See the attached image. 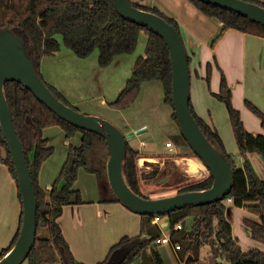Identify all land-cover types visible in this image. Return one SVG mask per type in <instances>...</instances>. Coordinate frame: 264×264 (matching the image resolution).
I'll return each mask as SVG.
<instances>
[{
	"label": "trees",
	"instance_id": "trees-1",
	"mask_svg": "<svg viewBox=\"0 0 264 264\" xmlns=\"http://www.w3.org/2000/svg\"><path fill=\"white\" fill-rule=\"evenodd\" d=\"M188 1L202 14L218 19L223 24L222 30L231 28L264 37V25L244 15L202 0ZM246 1L264 7V3L259 0ZM130 3L134 7L150 11L164 18L181 36L180 27L174 19L165 16L155 7H146L132 1ZM3 30H8L23 39L25 52L32 59L36 72L41 78L38 71L39 61L43 56L53 54L60 49L58 35L62 38V44L71 49L78 57L84 58L97 49L99 65L106 66L112 62L116 55L132 53L136 49L139 34L143 32L146 35L144 54L136 58L131 76L116 99L109 105L112 107L130 105L138 95L140 84L143 81L159 80L164 89L163 100L172 107V115L177 122L172 103L170 55L163 38L147 26L128 20L119 14L114 7L113 0H0V31ZM218 37L219 35L213 39V42ZM187 61L190 69L188 53ZM47 86L58 100L69 105L61 93L48 84ZM3 92L29 165L36 197V236L26 257L27 262L28 264H86L74 257L63 235L59 218L65 205L83 202L79 190L72 187L79 168L95 174L102 202L119 201L107 179L106 162L109 155L106 142L97 132L72 125L59 118L17 80L7 81L3 85ZM214 96L225 104L235 135H237V130L241 133L238 147L239 154L243 156V165L242 167L235 165L233 156L226 151L217 129L196 114L191 99H189L190 111L202 133L228 161L232 171V185L224 197L219 200L203 205H187L159 215L168 217L171 228L176 223H181L182 228L172 231L171 237L173 242L179 244L178 250H183L180 257L184 264H202L199 262L200 249L209 244L210 239L217 248V255L213 258V250L209 245L211 256L208 259V264H221L223 261L227 264H264V251L250 249L245 252L235 241L231 223L226 216L227 207L225 204L226 199L231 197V203L234 206L244 207L256 215L259 221L244 218V222L249 226L252 237L264 242V179L258 176L247 158V154L256 153L264 160V133L251 134L244 129L240 111L233 107L231 91L223 77L220 81L219 92ZM245 104L259 118L264 131V112L248 101H245ZM51 125L60 126L67 139L76 132H80L81 139L79 145H69L59 174L47 191L40 187L38 174L43 161L53 153V148L48 145V138L43 136V129ZM175 140L178 144L177 149L175 153L166 155V158L198 157L181 132ZM0 147L6 151V157H0V162L7 165L17 184L13 162L1 128ZM136 147L126 138L122 162L123 176L134 193L144 198H153L154 196L145 194L144 185L154 184L158 181L160 168H154L151 172L142 171L138 165L141 152ZM165 169L170 173L168 168ZM176 177L181 180L177 174ZM182 182L175 188L174 194L208 189L213 183V176L209 172L202 178L182 179ZM18 195L21 200L19 187ZM189 215H192V222L185 230L182 221ZM141 216L143 222H141L140 232L134 236L121 237L110 247L105 258L95 264H137L139 262L137 257L140 255L141 249L161 236L159 226L151 222L155 215L143 214ZM43 229L47 231V236L40 237L39 234ZM19 230L20 227L9 246L0 251V259L13 247ZM144 233H147L149 237L144 236ZM153 254L156 264H164L157 252L153 250ZM188 256L191 257L188 258Z\"/></svg>",
	"mask_w": 264,
	"mask_h": 264
},
{
	"label": "crops",
	"instance_id": "crops-1",
	"mask_svg": "<svg viewBox=\"0 0 264 264\" xmlns=\"http://www.w3.org/2000/svg\"><path fill=\"white\" fill-rule=\"evenodd\" d=\"M130 1L146 7H155L178 23L183 44L190 56V99L193 108L198 116L217 129L226 151L232 154L235 165L242 167L243 156L239 154L238 139L231 127L227 108L214 94L219 92L223 77L231 91V103L240 111L244 129L251 134L259 132L260 120L246 106L245 101L264 112V37L231 28L222 30L223 24L218 19L202 14L188 0ZM259 1L264 3V0ZM218 35L219 37L213 42ZM249 113H252L258 121ZM147 135L148 133H144L142 136ZM142 136L134 135L127 139L130 143H136L143 138ZM80 139L78 142L77 138V145ZM65 142L71 143H68V140ZM171 145L170 149L173 150L175 146L172 143ZM170 149L165 147L162 150ZM159 153L161 151L155 149L148 152L150 155ZM251 154H247V158L258 174L254 165L255 156ZM150 155H146L145 158H153ZM65 156L67 153L61 155L60 159L49 162L51 155L43 161L38 174L41 188L47 191L51 188ZM0 157H6V151L2 147H0ZM183 159L191 158H180L176 161L180 163L179 161ZM191 160L199 164L198 175L207 168L203 162ZM255 164L259 169L264 168L260 158L255 160ZM50 166H52L51 170ZM258 176L260 177L259 174ZM81 181L85 183L84 186L80 184ZM73 187L79 190L83 202L65 205L59 223L76 260L95 264L105 258L110 247L121 237L134 236L140 232L141 222H143L140 214L120 201L102 202L100 200L95 174L79 168ZM236 209L247 214L244 207H236ZM21 211L22 204L17 184L7 165L0 162V251L9 246L19 229ZM152 223L159 226L161 235L171 228L166 215L162 216L158 223ZM247 227L249 228L248 225ZM144 236L149 237L147 233H144ZM140 255L137 257L139 261L137 264H141ZM179 263L184 264L180 256ZM18 264H28L27 259Z\"/></svg>",
	"mask_w": 264,
	"mask_h": 264
},
{
	"label": "water",
	"instance_id": "water-1",
	"mask_svg": "<svg viewBox=\"0 0 264 264\" xmlns=\"http://www.w3.org/2000/svg\"><path fill=\"white\" fill-rule=\"evenodd\" d=\"M202 1L232 10L264 25V7L258 4L246 0ZM113 4L123 17L147 26L163 38L170 55L172 103L180 132L212 174L213 183L205 190L187 191L157 198H144L134 193L127 185L122 171L125 135L106 119L81 113L58 100L36 72L32 59L25 52L23 39L8 30L0 31V128L13 162L22 204L19 235L10 251L0 259V264H18L26 259L36 236L35 190L29 165L3 92V85L9 80L21 82L59 118L72 125L93 130L104 138L109 155L106 162L109 186L123 205L140 215L164 214L187 205H203L223 198L231 188L232 171L228 161L204 136L189 108L190 69L181 36L164 18L134 7L130 0H113ZM237 138L241 141L239 130H237ZM167 179H161L160 182H165ZM209 245L212 247L214 258L217 255V248L213 245L212 239L209 240Z\"/></svg>",
	"mask_w": 264,
	"mask_h": 264
},
{
	"label": "rangeland",
	"instance_id": "rangeland-1",
	"mask_svg": "<svg viewBox=\"0 0 264 264\" xmlns=\"http://www.w3.org/2000/svg\"><path fill=\"white\" fill-rule=\"evenodd\" d=\"M57 39L60 42V49L57 53L45 55L39 61L38 71L42 79L61 93L64 100L71 107L81 113L106 119L116 126L126 138L134 135L142 136L144 133H148L147 136H142L143 138H141L146 143V146L142 147L139 141L132 143L141 152V157L138 158V165L142 171L151 172L154 168H160L158 181L154 184L144 185L145 194L151 197L165 196L169 193L174 194L175 188L183 183L182 179L191 180L208 175L209 170L207 168L203 170L202 174L191 175L185 171L182 163L176 161V159L180 158H191L202 163L196 156L165 157L175 153L178 145L175 139L180 136V128L173 118L172 107L163 100L164 89L159 80L143 81L140 84L138 95L130 105L124 107H112L109 105L110 102L116 99L131 76L136 58L144 54L146 35L143 32L139 34L136 49L132 53L118 54L106 66L99 65L97 49H94L88 56L81 58L62 44L60 35L57 36ZM249 115L258 121L252 113H249ZM258 133H264V131L259 128ZM43 136L48 138V145L53 148L52 157L49 161L53 162L57 158L60 159L61 155H66L69 145H77L80 139V132H76L67 139L60 126L51 125L43 129ZM65 140L72 144H67ZM166 143H173L175 148L167 151L162 150L167 145ZM168 148L170 149L171 147L168 146ZM151 149L161 151V153L153 155L146 153ZM146 155L153 156V158H145ZM251 156H255L254 165L260 177L264 179V168L259 169L255 164V160L258 158L263 164L264 160L255 153H252ZM186 160L183 159L181 162H186ZM51 168L52 166H50V170ZM165 168H168L170 173ZM172 172L173 175H171ZM176 174L181 180L177 179ZM164 178H168L167 181L160 182ZM80 184L85 185L83 181ZM225 204L227 207L226 216L231 223L235 241L246 251L250 249L264 251V242L261 239L252 237L249 228L244 222V218L253 221L259 218L246 210L244 211L247 214H244V212L237 210V206H234L231 202L225 201ZM182 222L185 230H187L192 222V215L186 216ZM39 236H47V231L43 229ZM153 250L164 260H162L164 264H180L179 256L182 255L183 250L176 251L170 244H158L156 240L151 241L149 245L141 249L140 260L142 264H156ZM210 256V247L209 244H206L200 249L199 262L208 264ZM219 261L222 260L219 259ZM223 264L227 263L223 261Z\"/></svg>",
	"mask_w": 264,
	"mask_h": 264
},
{
	"label": "built area",
	"instance_id": "built-area-1",
	"mask_svg": "<svg viewBox=\"0 0 264 264\" xmlns=\"http://www.w3.org/2000/svg\"><path fill=\"white\" fill-rule=\"evenodd\" d=\"M139 144L142 147L146 146V143L144 141H142L141 139L139 140ZM166 144L167 145L165 147L167 149H169L168 146L172 147L171 143H166ZM170 150H172V149H170ZM148 152H149V150L146 153H148ZM226 201L227 202H231L232 201L231 197H228L226 199ZM161 217L162 216L159 215V214L155 215L153 217V219H152V222L158 223L161 220ZM181 228H182L181 223H176L172 228L169 229V231L167 233L162 234L159 238H157L156 239V243H158V244L159 243H161V244H170L172 246V248L177 251L179 249V244L172 241L171 234H172V231H177V230H180ZM221 264H223V263H221Z\"/></svg>",
	"mask_w": 264,
	"mask_h": 264
},
{
	"label": "bare ground",
	"instance_id": "bare-ground-1",
	"mask_svg": "<svg viewBox=\"0 0 264 264\" xmlns=\"http://www.w3.org/2000/svg\"><path fill=\"white\" fill-rule=\"evenodd\" d=\"M181 161H180V163H182V166L185 167L184 169L186 170L187 173L192 174V175L198 174V172H199L198 165L199 164L197 165V163H194L193 160H191V159L187 160L186 162H181Z\"/></svg>",
	"mask_w": 264,
	"mask_h": 264
}]
</instances>
